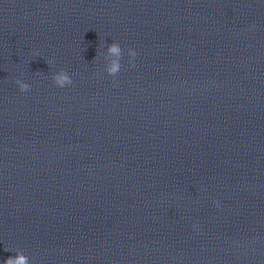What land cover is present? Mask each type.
Wrapping results in <instances>:
<instances>
[{"label": "clouds", "instance_id": "obj_1", "mask_svg": "<svg viewBox=\"0 0 264 264\" xmlns=\"http://www.w3.org/2000/svg\"><path fill=\"white\" fill-rule=\"evenodd\" d=\"M107 53L112 57V59L108 62V65L105 68V72L109 76L115 78L121 70V59L124 53L120 44L114 41L107 46ZM34 55H36V53H34ZM127 55L129 57V66L134 68L136 66L134 60L138 53L134 49L129 48L127 51ZM46 63L50 64L51 61H47ZM52 80L54 85L59 88L70 86L73 83L71 76L63 69L54 73L52 75ZM15 83L21 92H27L30 90L31 86L23 80L17 79ZM214 203L219 206V203L217 201H214ZM196 227L197 225L194 224L193 228ZM5 251H7V249ZM3 264H32V262L30 261V258L23 253L22 250L17 249L15 255L5 259L3 261Z\"/></svg>", "mask_w": 264, "mask_h": 264}]
</instances>
